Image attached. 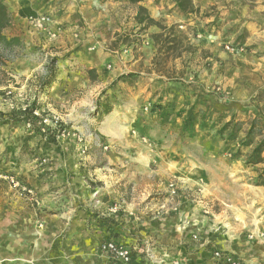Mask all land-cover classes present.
<instances>
[{"label": "rangeland", "instance_id": "rangeland-1", "mask_svg": "<svg viewBox=\"0 0 264 264\" xmlns=\"http://www.w3.org/2000/svg\"><path fill=\"white\" fill-rule=\"evenodd\" d=\"M41 2L89 3L93 12L54 23L57 12L41 11L19 24L27 39L0 49V111L28 100V79L56 57L57 82L38 100L47 126L63 124L48 146L28 127L0 126V230L12 240L0 264H117L100 251L109 240L135 248L139 264H209L222 248L253 251L256 262L243 264H264V186L255 185L264 163L244 161L264 136V0H191L190 12L172 0ZM16 5H6L10 14ZM144 15L153 22L140 23ZM148 38L155 53L145 60ZM97 57L106 60L93 81L77 58ZM16 59L35 69L18 75ZM189 110L196 118L185 125ZM252 120L253 144L234 159ZM64 144L85 157L86 190L45 206L18 172L50 181L49 165L66 162ZM103 153L121 157L108 164ZM199 251L211 259L196 261Z\"/></svg>", "mask_w": 264, "mask_h": 264}, {"label": "crops", "instance_id": "crops-1", "mask_svg": "<svg viewBox=\"0 0 264 264\" xmlns=\"http://www.w3.org/2000/svg\"><path fill=\"white\" fill-rule=\"evenodd\" d=\"M3 3H5L6 5H10V6H14V4H17L16 8H13V13L10 14L12 17V21H11V25L9 27H7L4 30V34L6 35V31H14L13 33H11V36H16L20 35V37L25 36L27 39V35H22L19 34L18 32L21 31L19 28V24H23L24 21L26 22V24H30L27 18H22L18 15V9L23 7V6H27V7H31L33 8L37 15H40L41 11L47 12V11H54L58 13V18L53 21L54 23H58V21L61 22H75L77 20H79L81 17H84L85 15H87L88 13H92V7L91 4H85V3H77V5L73 6L75 7L74 9L68 10L65 9V4H61V3H56V2H50L48 4V6L46 5L47 3H43L38 0H23L25 1V4L23 5H18V0L15 2V0H1ZM21 1V0H19ZM41 5V6H40ZM10 12V10H9ZM16 24H18L16 26ZM16 27V28H15ZM104 30H100V29H96L95 33L97 35H100L101 39L103 41L105 40H109L111 39V33H105ZM20 41V40H19ZM147 43L148 46L145 47L146 49H149L146 54H144L146 56L145 60L148 58H151L154 53H155V48H153V42L148 38L147 39ZM100 44V43H99ZM151 47L152 49L148 48ZM92 61H94V64H90L88 65V62H85L84 60H79L77 58V62L80 63L81 65H85L87 68H96L99 67L103 64V61L106 60V58L103 59H99L97 58H91ZM24 61V60H22ZM22 61H19V59H16V61H13V65H17V71H18V75H27V74H31V72L35 69L34 67H30L28 66H24L22 64ZM34 76L35 75H39V73L37 72H33ZM32 73V74H33ZM59 74H60V70H59ZM52 88V87H51ZM98 114V113H96ZM105 116H108L105 115ZM107 119V118H106ZM4 124H0V126H3ZM95 130L98 131L99 135H108V132L105 130H101L100 128H93ZM25 137V136H24ZM22 138V137H21ZM33 141L35 140L34 138L32 139ZM25 139H22L20 141V143L24 142ZM63 142L67 141V144H72V142H75V138L72 137H67L64 140H61ZM76 146V143H75ZM62 147H64V149L67 151V158L65 159L66 162H62L61 163H54L52 162V165H49L51 169H53V177L51 178L50 181H48V178H40L39 176H41L40 174H38L37 176L36 171H34L33 169H29V171H25V172H18V174L20 173V175H22V177L24 178V180L26 181V184L28 185L27 188L34 187L35 192L38 194V197L40 198V202L47 206L48 203L55 205L56 201L59 202L61 204V200L63 199L64 201L66 200L65 197L68 196L70 198V190L73 189L74 191H76V194L79 196H82V194L85 192L86 188L83 185V172L84 169L80 166L83 160L82 158H85L84 156L80 155L79 150H77V148L71 149V152H68L66 145H62ZM68 157H70L68 159ZM103 157L106 159L107 163L110 164H116V162H118L119 157L121 156H114V155H105L103 153ZM110 158L115 159L116 162H112L110 160ZM83 165V164H82ZM48 168V169H49ZM29 173V174H26ZM17 174V173H16ZM81 174V175H80ZM79 176V177H78ZM38 177V178H35ZM82 178V179H81ZM29 190H31V188H29ZM60 191L59 194H57L56 192ZM28 195V194H26ZM25 196V195H24ZM27 197V196H26ZM53 198H56V200H53ZM25 200V199H24ZM39 202V201H38ZM2 231V235L4 237V239L1 242V250H2V254L5 255L7 252H9L11 250V246H12V240L9 239V235H6V231L5 230H0ZM127 246V245H126ZM130 248L131 250V264H139L137 262V255L134 253V249L135 248H131L129 245L127 246ZM220 250H223L225 252H228L229 254H231L233 257L237 258L241 264H243V261L247 262H252L254 263V261L256 262V256H253V251H251V255H247L246 253V249H242L239 248V250H229L226 248H222ZM249 250V249H248ZM210 254V253H209ZM207 255L206 253L199 251L197 253V257H196V261L198 260L201 263V260H203V257H206V259L208 258L209 260L211 259L210 255ZM248 257V258H247ZM245 258H247L245 260ZM191 260V259H190ZM212 262L209 261V264H223L221 261L216 260L215 258H212ZM194 261V260H193ZM207 262V261H206ZM205 262V263H206ZM107 263V262H106ZM197 263V262H196ZM110 264H112L110 262ZM202 264V263H201Z\"/></svg>", "mask_w": 264, "mask_h": 264}, {"label": "trees", "instance_id": "trees-1", "mask_svg": "<svg viewBox=\"0 0 264 264\" xmlns=\"http://www.w3.org/2000/svg\"><path fill=\"white\" fill-rule=\"evenodd\" d=\"M129 4H137L144 2L145 0H119ZM175 6L181 12H190L191 8V0H172ZM139 11H144L142 7H139ZM18 15L22 18H37L38 15L36 11L31 7H21L18 9ZM138 20L140 23L144 22H153L151 18L147 15L143 17H139ZM11 15L5 3L0 0V49L3 51H9L14 49L19 44V39L16 36L8 37L4 34V30L11 25ZM158 36L155 35V38ZM155 42V41H154ZM0 55V61H1ZM58 58L52 57L48 61V63L44 66V73L41 75H35L32 78L28 79L30 86L33 88L31 91V96L28 100L23 102L18 106L11 108V110L7 113L0 111V124L6 125L8 128H16V127H28L34 133L40 135L41 141L45 146L48 145H56V138L61 133V128L63 124H58L57 128H51L43 123L40 109L41 104L38 98L43 93H48L53 84L57 82L59 70L57 67ZM89 79L95 81L96 80V71L95 68H89L86 70ZM2 93V92H0ZM157 105H155L156 107ZM101 107V106H99ZM98 111V106L95 108ZM191 109V108H190ZM110 110L105 107L103 108V112L107 114ZM196 118L195 114L192 110L186 112L183 115V124L191 125ZM254 120L250 122L249 129L245 133V138L239 142V147L233 153V158L236 159L238 156H241L242 147H248L253 144V139L255 137L254 131ZM230 124H226L225 128H229ZM233 129V128H231ZM262 132H260L261 134ZM264 133V132H263ZM236 131L230 132L227 136V142L232 143L235 141ZM264 136L263 138L255 144V146L251 149L250 153L245 158V164L247 165H256L264 163ZM257 186H264V167L261 168L256 175Z\"/></svg>", "mask_w": 264, "mask_h": 264}, {"label": "built area", "instance_id": "built-area-1", "mask_svg": "<svg viewBox=\"0 0 264 264\" xmlns=\"http://www.w3.org/2000/svg\"><path fill=\"white\" fill-rule=\"evenodd\" d=\"M27 19L32 23L37 20V18ZM42 121L45 125H47L46 120L42 119ZM100 251L115 260L117 264H131L132 258L130 248L119 242H116L114 240L104 242L100 247ZM213 256L224 264H241V262L237 258L233 257L227 252L216 250L214 251Z\"/></svg>", "mask_w": 264, "mask_h": 264}]
</instances>
